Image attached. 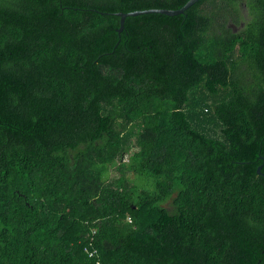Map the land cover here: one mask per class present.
Masks as SVG:
<instances>
[{
    "label": "trees",
    "instance_id": "1",
    "mask_svg": "<svg viewBox=\"0 0 264 264\" xmlns=\"http://www.w3.org/2000/svg\"><path fill=\"white\" fill-rule=\"evenodd\" d=\"M187 1L0 0V264H264V0L119 31Z\"/></svg>",
    "mask_w": 264,
    "mask_h": 264
},
{
    "label": "water",
    "instance_id": "2",
    "mask_svg": "<svg viewBox=\"0 0 264 264\" xmlns=\"http://www.w3.org/2000/svg\"><path fill=\"white\" fill-rule=\"evenodd\" d=\"M196 1L197 0H188L182 7L177 8V9H173V8H148V9L133 10V11H130V12L118 11L116 14L121 17L119 31H122L123 30L125 18L128 15H138V14L148 13V12H160V13H165V14H168V15H175V14H179V13L185 12V10L190 5H192L193 3H195ZM261 168H262V164L258 166L257 171L259 173H262Z\"/></svg>",
    "mask_w": 264,
    "mask_h": 264
},
{
    "label": "built area",
    "instance_id": "3",
    "mask_svg": "<svg viewBox=\"0 0 264 264\" xmlns=\"http://www.w3.org/2000/svg\"><path fill=\"white\" fill-rule=\"evenodd\" d=\"M88 251H89V254H90V255H94V254L96 253V249H94V250H89V249H88Z\"/></svg>",
    "mask_w": 264,
    "mask_h": 264
}]
</instances>
